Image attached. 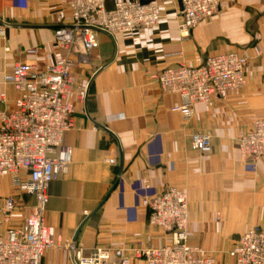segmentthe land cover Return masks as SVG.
<instances>
[{
    "label": "crops",
    "instance_id": "0c3cea01",
    "mask_svg": "<svg viewBox=\"0 0 264 264\" xmlns=\"http://www.w3.org/2000/svg\"><path fill=\"white\" fill-rule=\"evenodd\" d=\"M156 1L162 20L155 27L113 38L96 32V45L71 72L72 127L63 137L71 161L47 188L45 223L58 244L44 252L41 264H75L76 251L87 257L96 248L110 252L105 264H117L114 250L130 264H144L138 251L172 243L170 234L148 223L141 205L165 188L186 193L187 241L214 264H233L227 252L239 237L264 229V159H242L237 149L239 135L264 116V0H220L218 12L187 33L178 28L181 0ZM69 5L0 0V112L11 111L17 98L3 82L15 65L42 71L68 55L54 42V30L70 22ZM112 5L105 0L106 9ZM231 52L246 60L244 87L194 104L190 119L173 111L181 98L152 79L168 67H197L208 56ZM196 132L210 134V152L192 149ZM8 196L25 205L11 215V223L20 224L33 198L1 177L0 206ZM96 208L71 250L75 231ZM5 229L0 224V236Z\"/></svg>",
    "mask_w": 264,
    "mask_h": 264
},
{
    "label": "built area",
    "instance_id": "2783aa9c",
    "mask_svg": "<svg viewBox=\"0 0 264 264\" xmlns=\"http://www.w3.org/2000/svg\"><path fill=\"white\" fill-rule=\"evenodd\" d=\"M112 2V8L106 9L105 0H70V22L54 30V42L68 55L42 71L33 64H17L3 76V82L14 88L17 98L11 111L0 112V178H11L15 191L31 196L34 203L23 221L15 225L11 215L25 205L14 196L3 198L0 224L6 229L0 236V264H41L44 252L58 244L53 228L45 223L47 188L67 172L71 161L70 148L63 143L64 134L72 127L71 72L85 62L86 54L96 45L95 33L103 32L112 38L116 34H141L162 20L156 0ZM181 6L178 28L187 33L213 17L220 0H181ZM245 67L246 60L231 52L208 56L197 67H168L153 74L152 79L162 92L181 98L182 103L173 111L187 120L194 104L241 90L246 82ZM190 144L200 153L210 152L211 136L193 133ZM237 149L242 159H264V116L254 118L250 128L239 135ZM107 162L115 164L113 159ZM21 173L26 178L21 179ZM141 205L148 212V223L172 237L170 245L138 251L136 256L144 264H214L213 258L187 241L188 201L184 191L165 188L144 198ZM227 254L233 264H264V229L247 230ZM112 255L117 264H130L121 250H114ZM110 257V252L102 248L94 249L87 257L80 250L74 254L75 264H105Z\"/></svg>",
    "mask_w": 264,
    "mask_h": 264
},
{
    "label": "water",
    "instance_id": "95a60500",
    "mask_svg": "<svg viewBox=\"0 0 264 264\" xmlns=\"http://www.w3.org/2000/svg\"><path fill=\"white\" fill-rule=\"evenodd\" d=\"M120 169H121V166H120ZM98 208H96L91 214H89L82 222L81 224L79 225V227L77 228V230L75 231L74 233V236H73V239H72V242H71V245H70V248L71 250H73L75 248V243H76V239H77V236H78V233L80 231V229L82 228V226L86 223V221L95 213V211L97 210Z\"/></svg>",
    "mask_w": 264,
    "mask_h": 264
}]
</instances>
